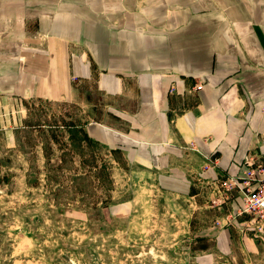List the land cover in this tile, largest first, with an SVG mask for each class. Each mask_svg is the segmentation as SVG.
Returning <instances> with one entry per match:
<instances>
[{
    "label": "crops",
    "instance_id": "crops-1",
    "mask_svg": "<svg viewBox=\"0 0 264 264\" xmlns=\"http://www.w3.org/2000/svg\"><path fill=\"white\" fill-rule=\"evenodd\" d=\"M3 96L80 101L158 190L220 196L264 163V0H0Z\"/></svg>",
    "mask_w": 264,
    "mask_h": 264
},
{
    "label": "rangeland",
    "instance_id": "rangeland-1",
    "mask_svg": "<svg viewBox=\"0 0 264 264\" xmlns=\"http://www.w3.org/2000/svg\"><path fill=\"white\" fill-rule=\"evenodd\" d=\"M87 119L80 101L0 97V264H264L244 217L217 234L230 196L158 190Z\"/></svg>",
    "mask_w": 264,
    "mask_h": 264
},
{
    "label": "built area",
    "instance_id": "built-area-1",
    "mask_svg": "<svg viewBox=\"0 0 264 264\" xmlns=\"http://www.w3.org/2000/svg\"><path fill=\"white\" fill-rule=\"evenodd\" d=\"M201 88V85H196ZM219 191L224 198L236 194L239 198L234 211L223 220H216L219 225H228L236 217H244V227L256 236L264 235V163L251 162L238 174L224 177L219 182Z\"/></svg>",
    "mask_w": 264,
    "mask_h": 264
}]
</instances>
